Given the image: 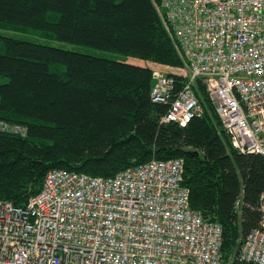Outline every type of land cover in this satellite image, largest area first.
<instances>
[{"label": "trees", "instance_id": "trees-1", "mask_svg": "<svg viewBox=\"0 0 264 264\" xmlns=\"http://www.w3.org/2000/svg\"><path fill=\"white\" fill-rule=\"evenodd\" d=\"M159 1L0 0V119L27 127L25 136L0 130V199L25 205L55 168L108 177L183 157L191 207L222 224L227 257L260 223L264 156L232 145L204 85L202 117L165 122L152 67L2 32L170 65L178 89L186 74Z\"/></svg>", "mask_w": 264, "mask_h": 264}, {"label": "built area", "instance_id": "built-area-1", "mask_svg": "<svg viewBox=\"0 0 264 264\" xmlns=\"http://www.w3.org/2000/svg\"><path fill=\"white\" fill-rule=\"evenodd\" d=\"M185 82L154 69L162 121L202 117L199 82L232 145L264 156V0L156 2ZM0 130L27 127L0 119ZM185 159L150 160L114 176L55 168L25 205L0 199V264H264L261 220L227 257L223 226L191 207ZM241 200L236 201L239 213Z\"/></svg>", "mask_w": 264, "mask_h": 264}, {"label": "rangeland", "instance_id": "rangeland-1", "mask_svg": "<svg viewBox=\"0 0 264 264\" xmlns=\"http://www.w3.org/2000/svg\"><path fill=\"white\" fill-rule=\"evenodd\" d=\"M2 32H5V34H11V35H6V36L25 37V38H29L32 40H36V41H40V42H44V43H49L52 45H58V46L65 47V48L80 49L82 51L91 52V53L96 54V55L107 56V57H111V58L125 60V61L132 62L135 64L149 66V67H152L153 69H159L160 71H163V72L178 71L179 70L178 68L172 67L170 65L158 64L157 62L152 61L151 59L143 58V57L136 56V55H126V54H121V53H117V52L100 50V49H96L93 47L77 45L74 43L62 42V41H58V40H45V39H41L38 37H34L32 35H18L17 33L8 32V31H2ZM0 80H4V79H0Z\"/></svg>", "mask_w": 264, "mask_h": 264}]
</instances>
